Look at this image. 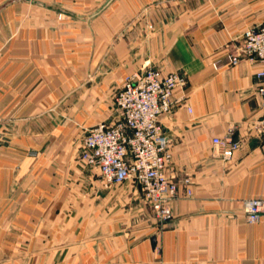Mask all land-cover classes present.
I'll use <instances>...</instances> for the list:
<instances>
[{
  "label": "crops",
  "instance_id": "obj_1",
  "mask_svg": "<svg viewBox=\"0 0 264 264\" xmlns=\"http://www.w3.org/2000/svg\"><path fill=\"white\" fill-rule=\"evenodd\" d=\"M263 23L264 0H0V264H264V219L247 221L264 197L261 63L229 61ZM149 68L187 77L161 117L179 183L167 223L81 156ZM230 133L224 160L213 139Z\"/></svg>",
  "mask_w": 264,
  "mask_h": 264
},
{
  "label": "built area",
  "instance_id": "obj_2",
  "mask_svg": "<svg viewBox=\"0 0 264 264\" xmlns=\"http://www.w3.org/2000/svg\"><path fill=\"white\" fill-rule=\"evenodd\" d=\"M244 57L261 63L256 77L262 99L264 140V23L244 31L241 53L229 56L230 65H238ZM186 84L184 73H164L160 68L129 76L114 94L121 119L114 124L101 122L92 126L82 139L81 156L87 164L100 169L105 185L136 183L160 223L173 218L171 202L179 193V183L166 172L173 154L161 117L171 113L176 102L186 104L185 97L174 100L176 89ZM213 143L224 160H230L241 146L232 133L215 137ZM262 219L264 197L249 199L247 221L258 223Z\"/></svg>",
  "mask_w": 264,
  "mask_h": 264
}]
</instances>
